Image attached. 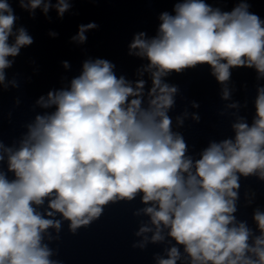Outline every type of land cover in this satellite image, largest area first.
Returning a JSON list of instances; mask_svg holds the SVG:
<instances>
[{
	"label": "clouds",
	"instance_id": "1",
	"mask_svg": "<svg viewBox=\"0 0 264 264\" xmlns=\"http://www.w3.org/2000/svg\"><path fill=\"white\" fill-rule=\"evenodd\" d=\"M20 3L25 7L24 0ZM40 3L30 0V7ZM67 7L61 2L59 12ZM175 12L160 16L157 38L146 41L138 36L131 45L157 69L151 92L159 89V94L151 101V111L141 109L139 98L128 100L139 92L123 77L117 79L106 60L85 63L70 91L49 93L56 112L38 116L28 140L9 156V171L16 179L9 181L0 173V264H54L41 234L50 227L59 229L60 222L35 211L33 204H42L44 198L54 194L50 209L69 220L75 232L99 217L109 202L132 200L139 192L144 203L155 202L144 209L157 228L153 241L162 239L163 224L184 245L193 264H264V213L254 216L261 231L255 246L248 244L250 232L244 223L229 226L235 219V189L240 187L237 173L259 172L264 179V88L256 100L254 125L235 124V142L211 144L193 172V161L185 158L186 144L174 137L166 115L176 88L161 83L168 72L203 63L221 83L229 79L232 67L255 66L264 74V22L246 3L222 13L202 0H188L177 4ZM15 20L7 0H0V81L9 66L5 57L32 43L20 29L15 45H8ZM142 87L141 81L137 89ZM249 252L258 259H251ZM178 257L173 247L159 264H176Z\"/></svg>",
	"mask_w": 264,
	"mask_h": 264
}]
</instances>
